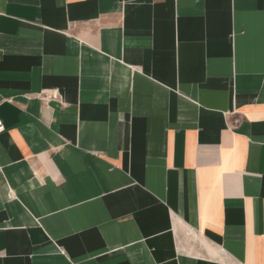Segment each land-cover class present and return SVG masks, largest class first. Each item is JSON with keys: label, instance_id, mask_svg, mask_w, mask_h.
Here are the masks:
<instances>
[{"label": "crops", "instance_id": "0c3cea01", "mask_svg": "<svg viewBox=\"0 0 264 264\" xmlns=\"http://www.w3.org/2000/svg\"><path fill=\"white\" fill-rule=\"evenodd\" d=\"M0 264H264V0H0Z\"/></svg>", "mask_w": 264, "mask_h": 264}, {"label": "built area", "instance_id": "2783aa9c", "mask_svg": "<svg viewBox=\"0 0 264 264\" xmlns=\"http://www.w3.org/2000/svg\"><path fill=\"white\" fill-rule=\"evenodd\" d=\"M3 130H4V125H3L2 120L0 118V132L3 131Z\"/></svg>", "mask_w": 264, "mask_h": 264}]
</instances>
